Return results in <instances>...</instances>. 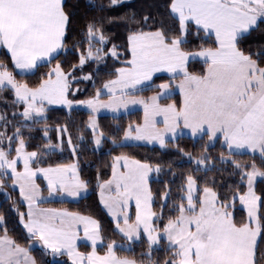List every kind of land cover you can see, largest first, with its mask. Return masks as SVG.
<instances>
[{
    "label": "snow or ice",
    "instance_id": "6c2138e0",
    "mask_svg": "<svg viewBox=\"0 0 264 264\" xmlns=\"http://www.w3.org/2000/svg\"><path fill=\"white\" fill-rule=\"evenodd\" d=\"M121 2L108 0L109 6ZM163 7L160 20L133 15L135 26L127 29L122 44L113 42L102 24L87 23L83 39L73 46L77 61L66 67L58 59L67 54L71 23L65 0H0V50L7 57L0 60V93L13 96L11 119L0 113V192L12 201L26 233V243H21L0 214V264H37L36 248L53 257V264H60L56 258L63 256L70 264H264V191H257V179L264 182V166L255 158L251 163L236 158L258 154L264 162V46L253 51L243 43L264 27V0H166ZM110 60L120 66L109 70ZM192 62L201 65L199 71L190 70ZM92 65L94 70L85 71ZM44 66L48 71L33 84L17 79ZM102 72L110 78L96 87ZM158 73H167L169 79L155 85L150 97L138 95L153 88ZM84 81H91L95 92L80 99ZM177 94L179 100L173 98ZM53 105L69 111L87 108V126L97 146L104 139L96 119L99 110L116 112L129 105H141L143 118L122 129L119 142L111 137L115 147L143 141L165 148L185 130L193 138L206 137L207 143L199 156L176 145L194 167L183 175L175 199L168 181L159 194L151 187L152 174L158 177L164 170L161 163L114 155L107 178L97 175L99 201L116 235L128 243L105 242L99 220L45 207L55 200L80 198L89 186L75 161L42 166V157L63 150L65 134L76 155L67 125L55 126V145L45 126L44 150H28L22 129L46 122ZM217 143L226 151L215 160L231 166L228 174L234 180L207 178L208 172L227 170L216 168L208 153ZM200 172L205 176L198 177ZM9 187L18 193V201L5 191ZM140 242L146 250L136 259L133 245ZM81 243L90 250L81 251ZM160 251L166 253L162 260L154 255Z\"/></svg>",
    "mask_w": 264,
    "mask_h": 264
},
{
    "label": "trees",
    "instance_id": "16d2710c",
    "mask_svg": "<svg viewBox=\"0 0 264 264\" xmlns=\"http://www.w3.org/2000/svg\"><path fill=\"white\" fill-rule=\"evenodd\" d=\"M165 2L166 0H122V2L116 6H109L108 0H66V11H68L71 20L69 31L66 36L67 54H61L58 59L66 67L70 63H76L77 57L73 46L83 39V31L87 23L96 21L97 23L102 24L104 31L110 36V39L117 44H122L127 29L135 26L130 22V18L133 17V15L137 20L145 14L160 20L165 11L163 7ZM102 8L103 10H101ZM243 43L246 46H250L253 51L259 50L264 46V27L252 32ZM0 60H7V57L3 54V50L0 52ZM113 66L119 67L120 65L118 62L110 60L108 62L109 70H111ZM95 67V65H92L91 68L86 67L85 71L94 70ZM200 67L201 65L198 62H192L190 64L191 71H199ZM46 71H48V68L47 66H44L41 67L35 75L24 77L18 75L17 79L26 80L30 84H33L39 76ZM158 77L159 79L156 77L154 78V86L152 89L145 90L138 94L144 97H150L154 94V91H156L155 85L169 79V76L166 75H160ZM108 78H110L109 75H107L106 72H102L100 76L96 77V87H100L101 81ZM79 87L82 91L77 93V98L80 99H84L95 92V88L92 86L91 81H84L79 84ZM173 98L179 100L178 94ZM12 100L13 96L11 92L5 91L0 93V113L6 112L9 119H11L12 113ZM19 107L22 108V105ZM90 115L89 112L82 109L73 108L69 111L64 107L50 108L47 112L48 120L46 122L33 126L31 130L22 129V131L28 144V150L43 151V146L47 144V140L44 138L43 133L45 126L49 128V136L52 137V144L55 145L59 142L58 134L54 131L55 126L57 124L61 126L67 125L68 132L72 136L73 144L77 149L76 155L73 156L71 149L68 147L66 143L67 134H65V143L62 146L63 150L59 148L48 156L42 157V160L46 162L42 166H47L49 163L70 164L74 161L77 162L81 177L89 182V194L76 201H54L45 206L66 208L70 211L90 215L100 221L105 242L108 239H116L118 243L127 244V241L122 240L120 236L116 235L112 219L100 204L97 188V175L99 174L101 179L107 178L110 174L112 157L121 153L132 155L138 159L147 160L154 164L161 163L164 170L157 178L151 179V187L154 193L159 194L164 188V181H168V186L172 189V197L175 199L179 195L178 189L182 183L183 175L191 171L194 167V165L189 164L186 156H183L178 152L176 145L184 148L186 152L191 153L193 156H199L202 154V146L207 143V138L205 137L204 140H200L198 138L183 136L175 141H170L165 148L156 145H129L122 148L115 147L111 143V137L115 135L119 142L122 137V129L126 128L129 123L141 121L143 118V112L138 110L119 116H100L99 128L103 131L105 139L102 147L96 149L93 142L92 132L87 126ZM118 129H120V131H118ZM9 132H11V129H9ZM81 136L83 137L82 140L80 139ZM221 151H226V149L222 148L220 143H217L215 147L208 149V153L214 158L212 162L216 163V168L227 169L222 173L217 171L208 172L206 175L209 182H211L213 177L221 182L235 179V177L228 174L231 171L230 165H221L215 160ZM236 158L245 163H251L255 158L258 166H264V162L260 160L258 154L255 157L251 154H245ZM169 165H171V170L175 172V176L170 174ZM196 175L198 177H203L205 176V173L200 172L196 173ZM173 181L175 182L173 183ZM218 187L222 190V183L218 184ZM5 191L12 194L13 200H19L18 193L12 192L10 187L6 188ZM257 191H264V182L261 180L257 181ZM11 203L12 201L8 200L3 192H0V214H3L5 217L9 233L20 240L21 243H26L25 230L20 224L18 216L11 209ZM20 207L21 210H24L23 205H20ZM156 207L157 209L159 207L158 196ZM133 247L135 249V258L140 259V254L146 250V244L140 242L134 244ZM120 254L133 255L132 253L125 252H121ZM33 255L36 257L37 264H53V258L42 253L38 248L33 250ZM154 255L156 259L162 260L166 253L160 251ZM56 260L59 261L60 264H70L65 256L59 257Z\"/></svg>",
    "mask_w": 264,
    "mask_h": 264
},
{
    "label": "rangeland",
    "instance_id": "374dc122",
    "mask_svg": "<svg viewBox=\"0 0 264 264\" xmlns=\"http://www.w3.org/2000/svg\"><path fill=\"white\" fill-rule=\"evenodd\" d=\"M125 1H129V0H125ZM160 75H166V76H168L167 73H158V74H157V76H160ZM154 78H155V77H154ZM138 95H140V94H138ZM145 98H147V97H145ZM103 99H106V97L103 98ZM55 107H63V106H58V105L50 106V108H55ZM74 108H76V109H82V110H85V111H87V112L90 113V111H89L87 108H85L84 106H74ZM138 110H140V111L143 110V108H142L141 105H129V107H128L127 110H125V109L122 108V109H120L119 111H116V112H114V111H112V110H110V109H100L99 112H98L97 115H96V119H97L98 124H99V117H100V116H103V115L119 116V115H123V114H128V113H130V112H135V111H138ZM90 114H91V113H90ZM104 139H105V136H104ZM104 139H103V141H104ZM103 141H102V144H101L100 146H97V145L94 143L96 149H100V148L102 147V145H103ZM129 145H150V146L158 145V146H159L158 143H147V142H143V141H141V142H135V143H130ZM57 149H59V148H57ZM57 149H55V150H57ZM154 178H157V176H156L155 173L152 174V179H154ZM258 180H260V179L258 178L257 181H258ZM66 258H67V257H66ZM67 259H68V258H67ZM68 261H69V260H68ZM69 262H70V261H69Z\"/></svg>",
    "mask_w": 264,
    "mask_h": 264
},
{
    "label": "crops",
    "instance_id": "0c3cea01",
    "mask_svg": "<svg viewBox=\"0 0 264 264\" xmlns=\"http://www.w3.org/2000/svg\"><path fill=\"white\" fill-rule=\"evenodd\" d=\"M66 1V0H65ZM2 50H0V52H1ZM142 112H143V110H142ZM186 131V134L184 135L185 137H191L190 136V134H187V130H185ZM183 137V136H182ZM191 138H193V137H191ZM156 146H158V145H156ZM151 181V180H150ZM89 194V188L87 189V192L86 193H84V194H82V196L80 197V198H68V199H66V200H64V201H76V200H79V199H81V198H84V197H86L87 195ZM55 201H59V200H55ZM54 202V201H53ZM45 207H48V206H45ZM103 207V206H102ZM104 209V208H103ZM105 210V209H104ZM106 211V210H105ZM111 218V217H110ZM80 250L81 251H88V250H90V247L88 246V245H85V244H83V243H81V245H80ZM65 257H67V256H65ZM53 258V257H52ZM59 257H57L56 259H58ZM68 258V257H67Z\"/></svg>",
    "mask_w": 264,
    "mask_h": 264
}]
</instances>
